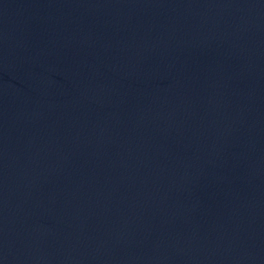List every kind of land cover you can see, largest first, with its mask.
Instances as JSON below:
<instances>
[{"label":"water","instance_id":"95a60500","mask_svg":"<svg viewBox=\"0 0 264 264\" xmlns=\"http://www.w3.org/2000/svg\"><path fill=\"white\" fill-rule=\"evenodd\" d=\"M0 264H264V0H0Z\"/></svg>","mask_w":264,"mask_h":264}]
</instances>
